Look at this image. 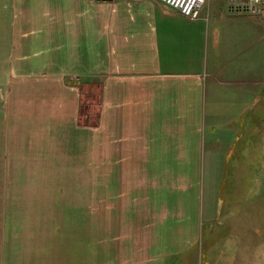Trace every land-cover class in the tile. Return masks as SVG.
Instances as JSON below:
<instances>
[{"label":"crops","instance_id":"crops-1","mask_svg":"<svg viewBox=\"0 0 264 264\" xmlns=\"http://www.w3.org/2000/svg\"><path fill=\"white\" fill-rule=\"evenodd\" d=\"M247 1L208 0L193 20L163 0H28L30 22L2 32L43 99L65 102L52 136L76 124L70 77L101 87L98 123L77 131L114 264H185L188 226L233 217L240 186L264 175V19L230 10Z\"/></svg>","mask_w":264,"mask_h":264},{"label":"rangeland","instance_id":"rangeland-1","mask_svg":"<svg viewBox=\"0 0 264 264\" xmlns=\"http://www.w3.org/2000/svg\"><path fill=\"white\" fill-rule=\"evenodd\" d=\"M33 10L28 0H0V264H114V244L102 228L110 218L98 210L97 158L85 155L88 139L77 131L98 123L101 87L72 75L81 97L77 115L67 112L63 121L76 124L52 136L50 108L65 102L44 100L43 88L26 75L30 63H19L15 44L8 52L2 43V32L18 33ZM262 173L240 186V212L203 223L198 234L194 222L188 226V239L198 243L187 245L185 264H264ZM78 174L83 179L65 178Z\"/></svg>","mask_w":264,"mask_h":264},{"label":"built area","instance_id":"built-area-1","mask_svg":"<svg viewBox=\"0 0 264 264\" xmlns=\"http://www.w3.org/2000/svg\"><path fill=\"white\" fill-rule=\"evenodd\" d=\"M175 7L187 17L195 20L201 17V11L208 0H163ZM231 11L244 12L252 16L264 18V0H248L245 4L231 6Z\"/></svg>","mask_w":264,"mask_h":264}]
</instances>
